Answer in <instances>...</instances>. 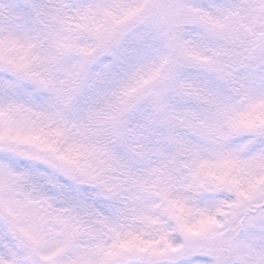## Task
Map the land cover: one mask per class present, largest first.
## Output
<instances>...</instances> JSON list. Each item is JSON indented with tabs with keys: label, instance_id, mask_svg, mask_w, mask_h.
<instances>
[{
	"label": "snow or ice",
	"instance_id": "1",
	"mask_svg": "<svg viewBox=\"0 0 264 264\" xmlns=\"http://www.w3.org/2000/svg\"><path fill=\"white\" fill-rule=\"evenodd\" d=\"M0 97V264H264V0H9Z\"/></svg>",
	"mask_w": 264,
	"mask_h": 264
},
{
	"label": "rangeland",
	"instance_id": "2",
	"mask_svg": "<svg viewBox=\"0 0 264 264\" xmlns=\"http://www.w3.org/2000/svg\"><path fill=\"white\" fill-rule=\"evenodd\" d=\"M9 0H0V4L8 5ZM56 125L49 123L44 119L40 109L28 103L22 97H0V156H8L15 159H26L27 156L20 153L9 151L5 146L9 143L18 145L27 151H34L37 141L31 138L33 132H40L42 135L48 136ZM51 139H57L50 136ZM63 140V137L59 138ZM69 141L61 144V148L67 147ZM110 150L112 148L109 146ZM8 161L0 159V166H6ZM24 171L20 170L13 175L18 182H23ZM23 192V189H21Z\"/></svg>",
	"mask_w": 264,
	"mask_h": 264
},
{
	"label": "trees",
	"instance_id": "3",
	"mask_svg": "<svg viewBox=\"0 0 264 264\" xmlns=\"http://www.w3.org/2000/svg\"><path fill=\"white\" fill-rule=\"evenodd\" d=\"M46 125H47V121H46ZM69 143H70V141H69ZM68 143V144H69ZM117 145L119 144V141L117 140L116 142H115ZM111 148L113 147L112 145H109Z\"/></svg>",
	"mask_w": 264,
	"mask_h": 264
}]
</instances>
